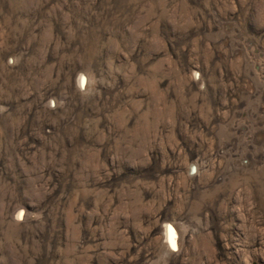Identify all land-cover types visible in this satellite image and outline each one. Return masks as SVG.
I'll return each mask as SVG.
<instances>
[{
    "label": "rangeland",
    "instance_id": "rangeland-1",
    "mask_svg": "<svg viewBox=\"0 0 264 264\" xmlns=\"http://www.w3.org/2000/svg\"><path fill=\"white\" fill-rule=\"evenodd\" d=\"M0 264H264V0H0Z\"/></svg>",
    "mask_w": 264,
    "mask_h": 264
},
{
    "label": "bare ground",
    "instance_id": "bare-ground-1",
    "mask_svg": "<svg viewBox=\"0 0 264 264\" xmlns=\"http://www.w3.org/2000/svg\"><path fill=\"white\" fill-rule=\"evenodd\" d=\"M86 82V81H85ZM84 82V79H81L80 80V82L79 83H77V84H84L85 83ZM85 85V84H84ZM86 86V85H85ZM19 212V211H18ZM21 215V214H20ZM167 234L165 235V237H166V239L169 241V243L171 244V245H174L175 244V236H176V232L174 233L173 232V229H172V227L170 226V225H168V227H167ZM168 243V244H169ZM167 245V244H166ZM170 246V245H169ZM173 247V246H172Z\"/></svg>",
    "mask_w": 264,
    "mask_h": 264
}]
</instances>
